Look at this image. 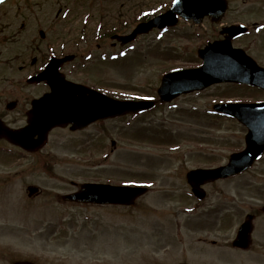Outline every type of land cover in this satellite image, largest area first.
I'll return each mask as SVG.
<instances>
[{
	"label": "rangeland",
	"instance_id": "obj_1",
	"mask_svg": "<svg viewBox=\"0 0 264 264\" xmlns=\"http://www.w3.org/2000/svg\"><path fill=\"white\" fill-rule=\"evenodd\" d=\"M103 1L107 9L105 30L90 27V37L81 21L88 11L97 16L102 14V0H22V19L19 0H10L0 8V62L6 63L3 59L13 56L10 53L13 49L15 54H22V71L12 65L5 67L8 76L3 74L7 82L12 78V84L7 85L13 95L22 93V84L17 79L31 74L33 58L41 56L34 46L46 54L48 46L53 45L60 46L57 51L65 46V52L79 56L92 52L94 56L88 62H81L82 59L75 62L70 81L118 99L157 100L163 75L200 66L198 50L208 42L223 39V27L239 21L251 25L258 21L264 26V9H259V4L253 5L252 1L248 7L250 13L243 15L241 0H232L233 10L222 24L205 22L197 26L183 21L173 30H155L124 48L111 45L112 40L108 38L99 50L93 39L107 33V28L128 21L129 26L120 27L119 31L128 33L140 14L150 9L159 11L157 5L167 7V3H161L168 0H116L112 8L110 1ZM60 8L63 12L57 17ZM234 14L239 17L234 18ZM40 31L45 32V38L40 37ZM233 45L245 49L264 67V29L253 30ZM101 52L106 53V59L101 60ZM112 53H117L119 59L113 60ZM20 59L14 56L18 65H21ZM33 90L36 89L24 91ZM263 100L264 92L260 90L220 84L200 93L182 95L139 117L108 120L82 131L55 129L49 134V144L37 153L21 154L15 146L3 144L9 153L0 156V190L4 188L8 194L0 195V264H7L3 256L37 264H150L149 258L157 257L162 251L156 239V244H152V237L156 235L153 229L162 232L165 228L162 214L173 204L179 211L178 203L158 200L163 193L150 191L134 207L75 205L64 203L61 196L76 192L84 183L147 186L155 172L163 174L158 175V180H168L159 171L224 165L231 154L245 149L247 128L237 120L215 113L213 106L222 102ZM8 117L17 124L25 122L23 115L22 121L19 120L18 112ZM8 175L16 177L4 182ZM254 183H261L264 191V156L225 191L235 192L238 186L253 187ZM30 185L38 186L43 192L34 200L27 197L26 188ZM249 188L241 194L246 197L234 205L235 212L244 216L249 207L256 209L264 204V195ZM209 190L213 195L209 202L214 206L216 188ZM155 195L156 217L148 207ZM252 196L259 201L252 200ZM242 205L243 209L237 208ZM154 218L159 227L153 224ZM237 223L238 220L233 233ZM166 225L170 233L168 221Z\"/></svg>",
	"mask_w": 264,
	"mask_h": 264
},
{
	"label": "water",
	"instance_id": "obj_2",
	"mask_svg": "<svg viewBox=\"0 0 264 264\" xmlns=\"http://www.w3.org/2000/svg\"><path fill=\"white\" fill-rule=\"evenodd\" d=\"M4 1L0 0V4ZM222 5L224 2L220 0H179L168 13L139 25L133 34L120 39L125 44L139 34L148 33L153 28L163 29L175 26L177 24L176 14L186 19H194L196 22H200L205 15H214V20L219 21L225 9ZM245 32L246 29L240 26L225 29L223 32L227 34L225 40L210 44L205 50L200 51V57L205 62L201 68L165 75L159 89L162 101L170 102L182 94L227 82L264 90V68L258 66L244 50L232 46V39ZM69 59L70 57H67L54 61L38 78L39 81L47 80L52 92L34 103V109L29 113L30 124L27 127L20 131H5L4 134L15 144L35 151L46 143L48 133L55 127H66L72 124V130L83 129L97 120L146 111L155 105L153 102L114 100L86 87L65 81L63 76L57 72L60 64ZM214 109L237 119L248 128L247 148L241 153L232 155L226 166L194 171L189 175L190 180H216L237 175L251 167L264 153V103L217 104ZM36 136L38 139L35 140ZM193 186L195 192L198 193L197 185ZM30 191L33 193L36 190L30 188ZM145 191L141 188L85 184L79 193L66 196L65 199L95 204L131 205ZM246 229L250 232L249 224ZM20 264L32 263L22 262Z\"/></svg>",
	"mask_w": 264,
	"mask_h": 264
},
{
	"label": "flooded vegetation",
	"instance_id": "obj_3",
	"mask_svg": "<svg viewBox=\"0 0 264 264\" xmlns=\"http://www.w3.org/2000/svg\"><path fill=\"white\" fill-rule=\"evenodd\" d=\"M9 1L10 0L7 2ZM107 1L112 3L111 8L117 4L115 2L116 0ZM227 1L228 10L226 12L225 19L229 17L228 14L233 10V1ZM252 1H254L253 5L259 4L258 8L264 9V0H241L240 4L243 9H245V12L242 13L243 15H248V13H250L248 7ZM101 3L103 7L102 9L104 10L102 14L97 16V14L93 15V12L88 11L85 13L83 20L81 21L85 27L84 32L88 35V37H90L89 34L91 33L88 30L90 27L95 29L100 28V31L105 30V26L107 24V21H105L107 18V9H104V5L106 2L102 0ZM19 4V12L22 19V0H19ZM3 6L4 5L0 6V8ZM237 8L239 7L236 6V9ZM234 16V18L239 17L237 14H234ZM121 26L122 24L119 26L114 25L115 28ZM95 29L93 30V34H95ZM112 36L113 34H99L97 38L93 40L96 41L98 48H101L100 45L105 44L102 42H106L108 38L113 40ZM111 45L119 44L113 40ZM34 47L35 51L40 52L41 56L33 58L35 61H33L34 63L32 62V66L36 69L32 68L33 71L31 74L29 73L28 76L25 75L20 79H17V81L22 84V93L19 95H13L11 93L7 83L12 84V78H10V80L8 79L7 82V77H3V74L8 70L5 67H11L12 65L14 67L17 65L18 69L22 71V54H15L14 49H9V51L11 50L10 53L13 56H8V58L3 59L6 63L0 62V82H2L0 83V121L5 126L12 129H21L25 126L28 122V112L32 109L34 100L40 99L50 91V88L45 82H35L33 84L29 83V77L35 76L38 73L40 74L52 57L63 58L70 54L65 52V46H62V50L57 51L60 46L50 45L48 46L46 54L42 53V49L40 50L39 46ZM14 56L21 57V65H18L19 61L14 60ZM14 61L17 63L14 64ZM72 64L73 62H67L61 67L62 73L65 74V77L68 80H72L74 75V68ZM5 75L8 76L6 73ZM30 88H34L36 90L24 91ZM40 88H42L43 91L42 89L40 90ZM15 112H18L21 115V119H19L21 121L23 115V119H25L23 124H17L15 120H11L8 117L10 113ZM6 143H9L7 138L0 136V144ZM159 172L165 173L167 176H164L168 177V180H158V175L163 174L155 172L156 174L152 175V179L148 182L149 191L154 194L162 192L163 194L158 200L168 203L169 201L172 203H178L180 207L179 211L176 204L169 207L170 210L165 213V228H163L162 232L159 229L157 230V228L153 229L157 238H153L156 236L153 235L151 240L152 244H156L154 240L156 239L157 242H160L162 251L156 259L152 260L151 264H264V213L262 212L264 204L258 205L256 209L249 207L250 211L246 213L245 216L243 213H236L234 210L236 201H241L246 197L241 196V194L247 189H250L249 187L253 188L254 191L257 189L256 192L260 191L261 195H264V191L258 188L261 183H254L255 185L253 187L250 185L241 187L238 186L234 188L237 190L235 191L237 194H235L234 191L227 192L225 189L228 185L235 183L237 179H239L237 177L204 182L200 185L204 198L203 200H198L193 193L192 186L188 179V175L191 172L190 170H166ZM6 181L7 180H5V182ZM221 186H224V188H218ZM210 188H216L213 192L216 194L217 199L213 202L216 203L214 206H211L209 202L213 196L209 190ZM156 198L157 195L151 199V206H154V202L158 201ZM251 199L259 201L257 197L255 198L252 196ZM224 203L225 207H223ZM242 204L250 206L249 204H244V202H242ZM243 205L237 208L243 209ZM237 220V227L233 233L234 224ZM246 220H249L252 223V234H239V228ZM166 221H168L170 233L167 232ZM226 231L231 232L227 233ZM258 231H262V233H258ZM166 238L169 240H166ZM174 249L177 252H174ZM201 253H203V255H201ZM1 258H3L4 262L7 264H14L18 261H22V259H10L5 256Z\"/></svg>",
	"mask_w": 264,
	"mask_h": 264
}]
</instances>
